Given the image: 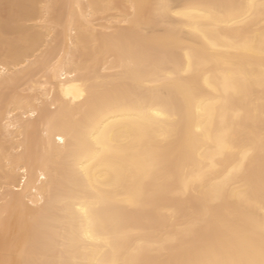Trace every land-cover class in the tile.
<instances>
[{
    "label": "bare ground",
    "instance_id": "1",
    "mask_svg": "<svg viewBox=\"0 0 264 264\" xmlns=\"http://www.w3.org/2000/svg\"><path fill=\"white\" fill-rule=\"evenodd\" d=\"M6 1L0 264H264V0Z\"/></svg>",
    "mask_w": 264,
    "mask_h": 264
},
{
    "label": "rangeland",
    "instance_id": "2",
    "mask_svg": "<svg viewBox=\"0 0 264 264\" xmlns=\"http://www.w3.org/2000/svg\"><path fill=\"white\" fill-rule=\"evenodd\" d=\"M41 5H39V7H40ZM11 7V4L10 3H8L6 0H2V1H0V16L2 17V18H6L8 15V12H9V10L12 8H10ZM6 12V13H5ZM43 13V12H42ZM40 15H41V17H40ZM42 15H44V14H39L38 16H39V18L37 19V17H36V19L34 18L33 20H30L29 21V23H30V25L28 24V22H26L24 25L28 28V29H31L32 31H38V32H43V34H46L47 33V28H49L52 24H51V22H47V23H44V22H42V21H46V19L48 20L49 18L47 17L48 16V14H46L45 13V15L46 16H42ZM33 21H35V22H33ZM49 21V20H48ZM48 25H50V26H48ZM14 29V24L12 25V24H10V26H7V31H8V34H6V38H8L9 40H13V39H15L16 37H17V33L15 32V31H13V29ZM40 30H39V29ZM44 29H46V31H45V33H44ZM56 29L57 30H60V27H56ZM16 34V35H15ZM52 38V37H51ZM50 38V39H51ZM45 40L47 41V38H45ZM45 43V42H44ZM51 43V44H50ZM54 43V44H53ZM45 44H50V45H52V46H54L55 45V42L54 41H50V42H46ZM5 49L6 48H4V47H2L1 45H0V55H3V53H4V51H5ZM3 52V53H2ZM39 53H40V51H37V53L35 52V55H39ZM24 81V82H23ZM26 80H22L19 84H10L9 85V88H10V90L8 91H6V92H9V93H13V92H15V90H16V92H20V93H28L27 91H26ZM17 88V89H16ZM21 88V89H20ZM23 89V90H22ZM0 139H1V141L4 143L5 141H6V137H3V136H0ZM5 146H7V144L5 143Z\"/></svg>",
    "mask_w": 264,
    "mask_h": 264
}]
</instances>
